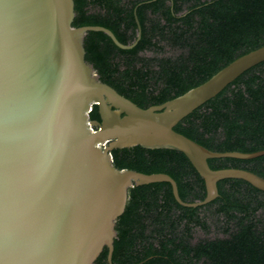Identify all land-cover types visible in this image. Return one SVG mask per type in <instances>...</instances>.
Returning a JSON list of instances; mask_svg holds the SVG:
<instances>
[{
	"label": "water",
	"instance_id": "water-1",
	"mask_svg": "<svg viewBox=\"0 0 264 264\" xmlns=\"http://www.w3.org/2000/svg\"><path fill=\"white\" fill-rule=\"evenodd\" d=\"M74 0H0V264H94L108 248L112 264L116 221L134 185L169 182L176 201L205 205L218 182L243 179L264 191L246 169H212L208 159H252L264 150L216 152L174 130L193 110L264 61V46L223 67L204 83L159 105L142 108L101 81L86 60L88 31L75 27ZM98 106L99 120L89 112ZM141 145L183 152L204 179L206 197L181 199L166 173L118 169L111 151Z\"/></svg>",
	"mask_w": 264,
	"mask_h": 264
},
{
	"label": "trees",
	"instance_id": "trees-1",
	"mask_svg": "<svg viewBox=\"0 0 264 264\" xmlns=\"http://www.w3.org/2000/svg\"><path fill=\"white\" fill-rule=\"evenodd\" d=\"M73 25L103 26L85 36L86 60L101 81L142 108L204 83L264 46V0H74ZM100 119L98 106L89 112ZM174 130L216 152L264 150V61L193 110ZM118 169L166 173L181 199L206 197L204 179L176 149L135 145L111 151ZM212 169H246L264 178V155L208 159ZM213 201L179 204L169 182L134 185L116 221L112 264H264V191L243 179L218 182ZM94 264H110L105 247Z\"/></svg>",
	"mask_w": 264,
	"mask_h": 264
},
{
	"label": "flooded vegetation",
	"instance_id": "flooded-vegetation-1",
	"mask_svg": "<svg viewBox=\"0 0 264 264\" xmlns=\"http://www.w3.org/2000/svg\"><path fill=\"white\" fill-rule=\"evenodd\" d=\"M96 120H98V119H96ZM99 121H100V119H99Z\"/></svg>",
	"mask_w": 264,
	"mask_h": 264
}]
</instances>
